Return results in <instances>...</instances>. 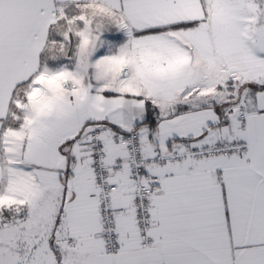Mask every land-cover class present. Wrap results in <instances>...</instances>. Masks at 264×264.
I'll use <instances>...</instances> for the list:
<instances>
[{"label":"snow or ice","instance_id":"snow-or-ice-1","mask_svg":"<svg viewBox=\"0 0 264 264\" xmlns=\"http://www.w3.org/2000/svg\"><path fill=\"white\" fill-rule=\"evenodd\" d=\"M0 264H264V0H0Z\"/></svg>","mask_w":264,"mask_h":264}]
</instances>
